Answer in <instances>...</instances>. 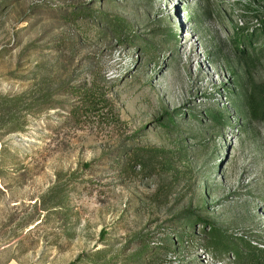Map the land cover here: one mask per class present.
Instances as JSON below:
<instances>
[{
	"label": "rangeland",
	"instance_id": "rangeland-1",
	"mask_svg": "<svg viewBox=\"0 0 264 264\" xmlns=\"http://www.w3.org/2000/svg\"><path fill=\"white\" fill-rule=\"evenodd\" d=\"M262 21L264 0H0V264H250L210 224L264 264L241 98Z\"/></svg>",
	"mask_w": 264,
	"mask_h": 264
},
{
	"label": "trees",
	"instance_id": "trees-1",
	"mask_svg": "<svg viewBox=\"0 0 264 264\" xmlns=\"http://www.w3.org/2000/svg\"><path fill=\"white\" fill-rule=\"evenodd\" d=\"M255 31L252 32L251 37L257 38V36L264 37V22L262 21V26L254 29ZM123 36V34L120 35V37ZM244 52V50H242ZM242 99L244 103V107L247 109V112L249 115L255 119H264V86L262 83H259L255 79H253V76L250 77V79L247 80V83L242 82ZM91 96V95H90ZM213 118L218 122H223L222 115H214ZM145 165V163H144ZM209 231H206V234H208L209 239L207 240V246L216 250V251H227L234 249L236 252L237 257L240 260L248 259L251 261H242L244 263H250V264H262L263 261H258L257 257L258 254L254 251L249 253L250 255L246 256V254L243 252V249L237 245L230 236L221 229L220 227L216 225L210 224ZM246 246H250L248 243H246ZM151 247L146 248L149 250Z\"/></svg>",
	"mask_w": 264,
	"mask_h": 264
}]
</instances>
